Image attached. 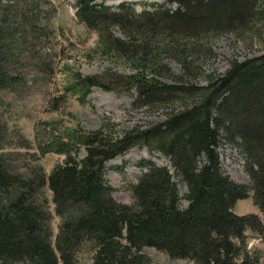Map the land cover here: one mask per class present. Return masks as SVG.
<instances>
[{
  "label": "trees",
  "instance_id": "16d2710c",
  "mask_svg": "<svg viewBox=\"0 0 264 264\" xmlns=\"http://www.w3.org/2000/svg\"><path fill=\"white\" fill-rule=\"evenodd\" d=\"M102 2L75 0V14L96 32L103 57L119 56L136 68L127 75L131 103L179 108L145 125L115 129L108 122L98 129L50 133L31 152L35 163L25 168L12 163L24 160L20 153L0 154V264H153L146 247L194 264H258L257 254L246 247V232L264 234V0H168L177 5L140 11L131 3L111 10ZM207 33L256 40L261 54L232 59L225 73L204 84L185 81L182 76H195L191 65ZM172 60L178 64L176 85L158 79ZM15 76L0 66V89ZM73 79L70 88L82 97L92 86H105L92 75ZM221 141L239 150L250 183L224 171ZM134 146L160 152L173 170L141 162L145 169L126 204L112 196L104 171L107 161ZM39 150L65 157L47 174L36 162ZM180 185L186 188L183 196ZM46 187L60 218L53 241ZM251 191L261 217L234 211Z\"/></svg>",
  "mask_w": 264,
  "mask_h": 264
},
{
  "label": "rangeland",
  "instance_id": "374dc122",
  "mask_svg": "<svg viewBox=\"0 0 264 264\" xmlns=\"http://www.w3.org/2000/svg\"><path fill=\"white\" fill-rule=\"evenodd\" d=\"M74 1L0 0V31L3 34L0 66L16 75L5 89L0 90V154L7 158V153L14 157L20 153L19 160H24L12 163L22 168L35 163L31 152L39 149L37 143L45 142L49 130L60 134L73 127L98 129L108 122L113 123L115 129H123L162 120L171 108H179L177 104H160L151 109L131 103L134 100L128 91L133 92V89L127 75L134 73L136 68L127 65V61L119 56L105 58L100 54L96 33L79 23L74 15ZM164 1L137 0L136 4H131L140 11L152 9L153 5ZM120 33L116 30L118 36ZM163 39L170 42L166 36ZM185 39L184 36L180 38L182 41ZM201 40L204 46L198 52L197 61L191 65H195L194 78L181 77L193 84H204L209 76L225 73L232 59L242 61L261 54L256 40L249 43L233 34L211 36L207 33L201 36ZM174 61H169L168 70L158 77L160 82L178 84L175 74L178 64L175 65ZM78 74L96 76L105 86H94L82 101L81 96L68 88ZM147 74L152 73L147 71ZM218 152L221 166L227 174L250 183L241 165L242 155L236 147L221 141ZM153 155L145 146H134L108 163L104 177L114 189L116 200L132 202L131 188L141 172L137 163L148 157L158 160ZM36 156H40L36 162L45 172L64 159L62 153L55 151L41 153L39 150ZM158 161L166 164L162 157ZM180 189L183 196L186 189L181 185ZM45 190L50 200L51 193L47 187ZM185 203L183 199L182 205ZM49 205L53 215V241L60 218L55 214L51 201ZM234 210L240 214L254 212L261 217V210L253 202L251 193L246 199L237 201ZM246 235L249 254L255 252L258 264H264V234L249 230ZM145 252L153 264H194L182 258L172 259L153 247H146Z\"/></svg>",
  "mask_w": 264,
  "mask_h": 264
}]
</instances>
